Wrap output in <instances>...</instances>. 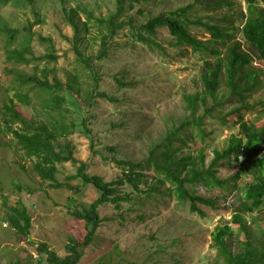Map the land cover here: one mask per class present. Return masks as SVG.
<instances>
[{
  "label": "rangeland",
  "instance_id": "374dc122",
  "mask_svg": "<svg viewBox=\"0 0 264 264\" xmlns=\"http://www.w3.org/2000/svg\"><path fill=\"white\" fill-rule=\"evenodd\" d=\"M219 1L134 0L131 6L128 1L118 19V22H124V27L111 36L104 21L117 12V0H37L34 7L14 4L0 7V17L12 27L23 28L35 22L32 26L36 34L32 42L35 56L50 52L58 56L53 61L16 63L8 59L6 39L0 36V264H46V254L39 249L41 242L60 255H66L70 236L81 238L86 232L84 222L73 217L72 207L78 201L90 203L99 195L91 186L85 187L79 195H73L66 188H52L33 169V159L6 124L5 105L11 100L19 103L16 93L29 90V86H21L17 80L19 73H37L41 77L46 74L51 82L58 78L79 88L83 97H87L93 87L107 94H96L92 106L83 105L69 88L59 94L65 98L66 123L74 128L68 137L59 139L62 143L70 140L79 161L59 164L57 177L60 181L65 180L69 174L77 172L79 162L85 161L90 173L115 181L124 176V170L115 158L137 161L148 157L153 143L188 115L183 94L203 88L205 60H217L211 52L204 54L190 46L177 45L166 26L158 28L155 38L162 46L149 45L135 38L130 22L141 25L156 15L193 4L195 18L202 16L209 20V14L230 18L236 40L241 41L243 48L254 58L250 68L263 73L252 94L246 93L242 100L240 96L224 97V111L250 104V108L243 109L245 118L257 125L263 122L264 59L258 57L239 29L245 21L242 14L247 13V0H226L222 7L208 5ZM71 12L82 27L79 34L68 19L67 14ZM101 18L102 22L99 21ZM192 32L200 39L211 38L204 28H193ZM215 45L224 56L227 47L221 42ZM77 49L93 59L102 76L98 82L80 61ZM101 49L106 52L99 57ZM116 78H122L128 84L121 86ZM222 78L221 95L228 92L226 77L223 75ZM44 101L45 98L36 91L33 103L21 105L36 121L51 122V115L47 113L51 110H45ZM207 121L206 128L213 132L210 138L213 145L208 148L203 145L209 164L214 156L213 149L227 148L232 134L238 133V126L233 122L222 126L214 119ZM189 145L191 152L199 151V142L190 141ZM195 146L197 151L193 149ZM237 169V166L223 164L218 175L230 178ZM145 172L153 176L151 170ZM149 180L151 182V177ZM250 180L251 175L241 173L237 183L231 179L229 188L214 186L208 189L203 184H192V191L216 202L215 207L204 206L205 216L191 211L188 202L178 203L168 192L164 195L154 192L151 197L140 195L137 204L138 198L134 194L132 201H122L120 207L107 202L100 209L103 222L97 236L86 248L79 264H215L220 257L213 246L212 232L216 226L230 222L233 214L239 211ZM119 190L124 194L132 188L126 183ZM6 202L27 207L32 220L29 238H21L10 226L6 219ZM245 219L249 225L248 233L252 238H258L264 220L256 218L254 221L251 215H246ZM245 234L239 232L231 237L235 251L241 247L240 240L245 239Z\"/></svg>",
  "mask_w": 264,
  "mask_h": 264
},
{
  "label": "trees",
  "instance_id": "16d2710c",
  "mask_svg": "<svg viewBox=\"0 0 264 264\" xmlns=\"http://www.w3.org/2000/svg\"><path fill=\"white\" fill-rule=\"evenodd\" d=\"M128 1L130 6L134 2V0H117V12L104 21L109 28V36L124 27V22H118V19L126 10ZM36 3L37 0H0V7L9 4L18 7L27 5L34 7ZM224 3L226 0L208 5L222 7ZM247 3V13L242 14L245 21L239 29L250 47L256 50L258 57L264 59V0H247ZM193 9L194 5L189 4L156 15L141 25L130 22L131 28L135 30L133 33L135 38L149 45L162 46L155 38H157L158 28L166 26L177 45L190 46L193 50L204 54L211 52L217 60L215 62L205 60V71L202 73L203 88L183 94L189 111L188 115L179 124L172 125L166 135L153 143L148 157L137 161L115 158L116 163L124 170V176L115 181H107L100 174L90 173L85 161L79 162L77 172L69 174L65 180L60 181L57 177L59 164L79 161L74 155L70 140L62 143L59 139L74 130L66 123V109L63 107L65 98L60 97L59 94L65 88H69L76 99L85 106L93 105L96 94H107L93 87L87 97H83L80 89L75 85L65 84L58 78L51 82L46 74L44 77L37 73H19L16 76L21 86H29V90L26 92L19 90L16 93L19 103L11 100L10 104L5 105L6 124L9 132L14 135L26 154L33 159V169L43 180L48 181L52 188H66L73 195H79L85 187L91 186L99 192L98 197L92 202L78 201L72 207L73 217L84 222L86 232L81 238L70 236L65 247L66 255H60L45 242L39 244L40 251L46 254V264H79L81 262L86 248L92 245L97 236L98 228L103 222L100 209L107 202L115 203L120 207L122 201H132L134 194L138 198L135 200L137 204L140 195L151 197L154 192L163 195L168 192L169 196L174 197L178 203L188 202L191 211L205 216L204 206L215 207L216 202L212 198L192 191L190 186L199 183L208 189L214 186L229 188L231 179L234 178L237 183L241 173L251 175V180L246 184L243 192L241 207L233 214L230 222L216 226L212 232L213 246L217 248L218 256L222 258H217L215 264H264V224L261 225V235L258 238H252L248 233V221L245 219L246 215H251L254 221L256 218L264 220V120L257 125L245 118L243 109L250 108V104L237 106L230 112L223 109L224 97L240 96L242 100L246 93L252 94L253 88L260 82L263 73L259 74L250 68L254 58L243 48V43L236 40L237 35L230 18L226 15L213 14L207 16L209 20H205L202 16L195 18ZM67 15L76 33L79 34L82 27L76 20L75 14L71 12ZM99 21L102 22V18ZM34 23L17 28L10 26L0 17V36L6 39V53L9 60L25 64L36 60H57L58 56L54 52L40 56L33 54L32 42L36 35L32 31ZM193 28H204L211 34V38L207 40L198 38L197 34L192 32ZM43 39L47 38L43 37ZM218 42L227 47L224 56H222L223 51L215 45ZM14 44L16 45L13 46ZM103 51L100 50L99 57L105 55ZM76 53L86 69L92 73L95 82H98L102 76L93 63V59L86 57L79 49ZM223 75L226 77L228 92L221 95V86L224 84ZM116 81L121 86L128 84L123 82L122 78H116ZM36 91L38 95L45 98L42 103L45 110H51L47 112L51 115L49 120L51 122L36 121L22 107V105L33 103V95ZM48 96L51 97L50 100H47ZM208 119H214L222 126L229 122L238 126V133L232 134L227 148L213 149L214 156L209 164L203 149L213 145V142L210 143L213 132L206 128L209 124ZM16 123L19 125H15ZM190 141L199 142L197 146L199 151L196 154L190 151ZM193 149H196V146ZM223 164L237 166V172L230 178H221L218 173ZM147 169L153 172V176L146 174ZM76 180L80 183L75 182ZM126 183L132 190L121 194L119 189ZM18 186L21 190L23 189L22 185ZM5 205L8 208L6 219L10 226L21 238H29L32 220L27 207L21 203L8 205L6 202ZM239 232L246 233L245 239L240 240L241 247L235 251L230 239Z\"/></svg>",
  "mask_w": 264,
  "mask_h": 264
}]
</instances>
